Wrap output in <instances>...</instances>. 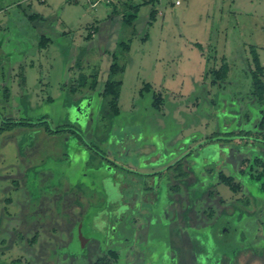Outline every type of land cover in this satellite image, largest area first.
Instances as JSON below:
<instances>
[{
    "label": "rangeland",
    "instance_id": "rangeland-1",
    "mask_svg": "<svg viewBox=\"0 0 264 264\" xmlns=\"http://www.w3.org/2000/svg\"><path fill=\"white\" fill-rule=\"evenodd\" d=\"M40 1L0 0V127L34 124L0 132V264H264V147L234 137L264 112L250 78V49L264 66V0ZM113 56L112 118L99 94ZM244 188L247 214L234 205L250 211Z\"/></svg>",
    "mask_w": 264,
    "mask_h": 264
},
{
    "label": "trees",
    "instance_id": "trees-1",
    "mask_svg": "<svg viewBox=\"0 0 264 264\" xmlns=\"http://www.w3.org/2000/svg\"><path fill=\"white\" fill-rule=\"evenodd\" d=\"M155 1H157V0H147L142 5H148V4L154 3ZM140 6L141 5L131 7V9L134 11V14L129 15L127 17L123 16V23H126L129 26H132L134 21H135V19H136V14H137V11H138ZM155 14H156V11H154V9H152L150 14H149V21H150L149 25L155 19ZM32 18L34 19L35 16H32ZM89 36H88V38H89ZM44 41H46V39L45 38H41L40 42L38 43V46L39 47H43V42ZM118 45L122 49L121 52H124V51L128 50V46L127 45H125L123 43H120V44L118 43ZM250 54H251L252 63L254 65V69H255L254 71H251V73H250V78H251V83H252L251 85H252V89H253L252 96L259 103H261V102H264V79H263L264 67L261 65L258 53H257V51L255 49H250ZM112 61L113 62L111 64V66L109 67V77H108L107 81L104 83L103 90H102V92L99 95L102 97L103 102L105 103V105H106V107L108 109L109 117L113 118V117H117L120 114V110L118 108V100H119V94H120L122 83H121V81L113 80L112 77L122 73L123 72V68L119 67L114 62L115 61V56L112 57ZM227 72H228V66H227L226 63H224L222 65L220 71H212V74L214 75V80H215L212 83L215 84V82L223 81L226 78V76H227ZM94 77L95 76H93L92 84L89 87L91 91H93L95 89V86L97 84V80H95ZM85 80H86L85 77L83 75H80L79 76V81H78V84H77L76 87L77 88L78 87L79 88L84 87ZM143 89H144V91L153 94L152 95L153 96L152 105L155 108H157V102L161 100V97L160 96L158 97V96H156L153 93L152 88H151V86L149 84H145ZM73 90H75V87L73 88ZM5 92H7V91H5ZM251 110L256 115L255 120L258 121L257 128L254 131H249L246 128L247 127L246 124L243 125V127H242L239 124V122L237 121L238 122V126L240 128L242 127V129L238 133L234 134V137L241 138V140H250L253 143L261 145V146L264 147V136L258 137V136L253 135V133H257V132L259 133V130H263L264 129V112L260 113L261 110L254 109V108H251ZM231 114L230 115L235 119V121L240 118L237 112H232ZM247 124H249V123H247ZM15 126H34V124L27 123V122H23V123H21V122L11 123L10 122L8 124H5L4 122H2V127H0V132H3L4 130H7V129L15 127ZM228 151H232V148H229ZM235 152H237V151L235 150ZM219 154L221 156H223V153L221 151H219ZM260 154L263 155L264 154V150L260 151ZM233 155H235V154H233ZM233 155L230 153L229 156H228V159H226L227 162L225 161V164L228 163L227 166H229L230 168L231 167L235 168L234 162L231 161L232 159H230V157L233 156ZM234 158H235V156H234ZM255 162H256L255 164L259 163L258 160H255ZM208 163H206V164H208ZM220 163L224 164L223 161H217L216 165L219 166ZM173 167L174 166H170L168 168H173ZM185 168H189V166H185ZM214 175H216V180H219L221 183L225 184L226 186H230L231 185L230 179H226L220 171L215 172ZM263 177H264V172L259 174L256 177V180L259 181ZM157 183H158V185H165L166 182L165 181L158 182V180H157ZM261 186H262V189H264V183H262ZM230 188H231V190L236 191V189H235L236 187L230 186ZM196 200H194V201H196ZM108 212H110V211H108ZM111 255L115 257V254H113V253Z\"/></svg>",
    "mask_w": 264,
    "mask_h": 264
},
{
    "label": "crops",
    "instance_id": "crops-1",
    "mask_svg": "<svg viewBox=\"0 0 264 264\" xmlns=\"http://www.w3.org/2000/svg\"><path fill=\"white\" fill-rule=\"evenodd\" d=\"M43 0H41L40 2H42ZM147 1V0H146ZM143 3H145V1L143 2ZM111 4V3H110ZM13 6L14 7H16L18 10H20L21 9V4H13ZM95 6V3L92 5V7H94ZM24 11L26 12V9H24ZM28 11H29V16L25 13V12H23V14L25 15V16H28V18L29 19H31L32 18V16H35V18H36V16H37V14L38 15H41V13L38 11V10H36L35 9V7H33V5L32 4H28ZM135 21H136V19H135ZM134 21V22H135ZM60 24V21L59 20H56L55 21V23H54V25H55V27H57L58 25ZM43 36H41V38H42ZM95 38V37H94ZM93 38V39H94ZM93 41V40H92ZM1 44V43H0ZM104 54H102L103 56H107L108 54V52L106 51V52H103ZM108 57H109V55H108ZM264 67V66H263ZM26 74H27V72H26ZM208 189V188H207ZM262 191V190H261ZM243 192L244 193H246V200H245V202H244V204L245 205H247V206H249L251 209H250V211H248V210H243V207H241V205H238L237 203L238 202H234V205H237L238 207H240V210L242 211V212H244V213H246L247 214V212H249V213H251V211H252V209H253V206H256L255 205V203L252 201V199H250L251 197L249 196V191H247V190H245V188L243 189ZM262 194H264V192L262 193ZM262 194H259L258 195V197H261V196H263ZM211 197V196H210ZM259 200H261V198L259 199ZM262 200H263V198H262ZM261 200V202H259V205H258V208H264V201H262ZM258 204V203H257ZM234 206H232V207H230V208H233ZM227 210H229V209H227ZM227 210L226 209H224V208H222L221 209V213H222V217L223 218H226V216H225V212H227ZM231 212H232V209L230 210ZM240 213V212H239Z\"/></svg>",
    "mask_w": 264,
    "mask_h": 264
},
{
    "label": "flooded vegetation",
    "instance_id": "flooded-vegetation-1",
    "mask_svg": "<svg viewBox=\"0 0 264 264\" xmlns=\"http://www.w3.org/2000/svg\"><path fill=\"white\" fill-rule=\"evenodd\" d=\"M167 169L164 171V173H161L160 175H164V177H163V180H162V178L160 177V175H159V179H158V182H162V181H165L166 183H165V185L164 186H166V187H169L170 185H169V180H168V178L166 179V177H165V173H167ZM153 177V179H156V175H148V177ZM168 177H169V175H168ZM153 179H151L150 180V182H148V186L150 187V185L151 186H153L154 184H155V180H153ZM145 192H150L151 193V190H147V191H145ZM152 194V193H151ZM148 198V197H147ZM156 198V197H155ZM152 199H154V198H152ZM152 201V200H151ZM151 201L149 202V203H151ZM130 208H131V206H130ZM110 211V210H109ZM100 216H101V214H100ZM100 216L98 215V216H96V219H99L100 218ZM162 230H163V232L162 233H164L165 231H166V234H167V229L165 230V228H162ZM159 232H160V230H159ZM161 233V234H162ZM169 233V232H168ZM69 241H70V239H69ZM68 241V242H69Z\"/></svg>",
    "mask_w": 264,
    "mask_h": 264
},
{
    "label": "built area",
    "instance_id": "built-area-1",
    "mask_svg": "<svg viewBox=\"0 0 264 264\" xmlns=\"http://www.w3.org/2000/svg\"><path fill=\"white\" fill-rule=\"evenodd\" d=\"M106 4H110V3H112L114 0H103ZM179 4V2L178 1H176V3H175V5H178Z\"/></svg>",
    "mask_w": 264,
    "mask_h": 264
}]
</instances>
